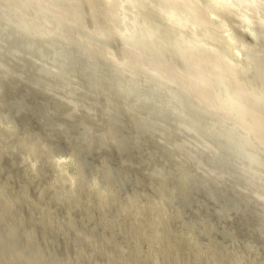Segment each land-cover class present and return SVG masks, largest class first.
I'll list each match as a JSON object with an SVG mask.
<instances>
[{
  "label": "rangeland",
  "instance_id": "rangeland-1",
  "mask_svg": "<svg viewBox=\"0 0 264 264\" xmlns=\"http://www.w3.org/2000/svg\"><path fill=\"white\" fill-rule=\"evenodd\" d=\"M97 8L98 7L94 8V6L92 8V4L90 5L84 2L82 13L83 16L86 17L87 19L86 21L89 27L93 25L92 23H93L94 15L97 14L95 9ZM109 33H110V37H108L103 42L105 46L108 47L107 52L111 53L110 51L113 50L111 54H107V55L110 56V58H114L115 60L116 58L121 56V52L119 50L120 40L117 38L115 32L109 30ZM10 38L11 39H9L7 42L0 41L1 44L0 160L2 159V163L4 164L6 162H10L8 164L6 163L5 165H7V167H5V165H3L0 161V217H1L0 219L2 220L4 219L3 220L4 224H2L0 220V225L2 224L0 226V230L2 229L5 231L4 226L6 224V228H8L6 230V233L9 230V228L10 230L8 232H10L11 230H15L12 229L13 227V228H17V232L19 231V235L16 231L15 232L12 231L13 234L12 232H10V235L12 234L11 236H9L8 233L5 234L4 231L2 233L0 232V234H2L1 235L2 238L0 237V264H94V262L96 264V261L98 260L99 262L100 261L101 262L100 263L98 262L97 264H264V243H263L264 242V202H263L264 172L263 171L260 172L257 171L255 174L252 173L253 177L250 174L248 175L249 177H247L245 174H243L240 171H235L234 169L231 168L230 169L224 168V166H216L215 165L216 161L214 162V159L216 157L214 156V151L216 150L215 143L211 145L213 147L209 146L208 149H206L207 147L206 148L199 147L198 148L199 150L197 149L198 152H196L197 151L195 148L196 146L189 148V142H188L189 138L182 139L181 137L172 142L169 141V143H165V142L163 143L162 141H159L158 137H156L155 134L152 135L146 134L149 133V131L144 128V125L142 123V119H143L142 117L144 114L143 111L129 109L128 108V106H130L129 100L124 99L125 103H122L120 101L118 102L117 94L114 92H106L105 90H103L105 87H102L103 86L102 82L100 83L101 87H98L95 90L90 89L89 91H84L85 93H87V97L85 98V101L84 100L80 101L77 105V107L78 106L79 107L75 108L74 100H76V98H74L73 95L69 94L70 92L68 88L65 87L66 88L65 89L63 86H61V84L55 83L54 79L51 77L47 78L46 76L43 77L40 75L39 54L35 52L36 50L27 51V49L23 46L24 39L26 38L24 36L23 37L12 36ZM98 43L101 44L100 41H98ZM263 46L264 45H260V50L263 49ZM44 48L48 49V46L45 45ZM114 53L115 55H113ZM16 67H18L20 71ZM27 71L28 73L30 72L31 74L30 73L28 74ZM20 72L24 74H20ZM254 74L255 73L253 74L247 73L246 77H244L242 80L246 81L247 83L249 82L248 84L253 85L254 79L256 78ZM31 79L33 81L38 79L40 82H38V80L33 82ZM24 83L27 87L24 86ZM50 83H52V85L53 84L56 85L57 87L52 86ZM17 86L18 88H16ZM56 88L58 90H56ZM14 90L16 93L14 92ZM82 92L83 91L80 92L81 95H84L82 94ZM68 99L72 101H69ZM53 100L55 101L53 102ZM88 101H90L89 103L92 104L90 105ZM48 103H50V105ZM82 104L85 105L83 106ZM100 104H102V107ZM64 105L66 106V109H63L65 108ZM105 106L107 107L106 109L104 108ZM90 108H92L91 111H89ZM53 111L56 112V114H54ZM24 112L27 113V117L29 116L28 114L30 113L31 117H29L28 120L24 118L26 115ZM141 112L143 114H141ZM6 114L8 115L4 116ZM75 114H79V115H75ZM5 117L8 118V120L10 119L9 120L10 122L6 120ZM84 117H86L85 119L87 120L92 119L94 121H98V122L102 121V122L98 123V122L90 121L91 123H89V121L85 120ZM23 118L25 119L24 121ZM69 118L71 120H68ZM5 120L8 121L9 123L8 122L7 124L4 123ZM115 123L118 124L117 129L115 128L116 126L114 127ZM87 124H90L91 126ZM39 125L42 127H40ZM16 126H18V128H16ZM43 126H47V127L44 129ZM23 127H25L24 130ZM70 128L72 129L70 130ZM79 128H81V131ZM82 128H84V130H82ZM93 128H95L96 131H94ZM121 128L122 130L125 129L126 131L128 129L131 132L133 130L134 132H132V135H134V137L136 136L135 131L137 130L138 132L137 131L136 132L140 134L137 136V139L139 140L137 141L136 137L134 138L132 135H128V134H127L128 136L123 135V132L124 134H126L127 132L125 133L124 130L121 132ZM110 130L112 131L111 134H110ZM8 133L11 134V136ZM119 133L121 134V138ZM116 134L118 136H116ZM123 136H127V138L123 139L124 138ZM130 136L132 137L130 138ZM144 136H146L147 138L146 137L144 138ZM108 138L109 140H107ZM128 139H130L131 142L134 141L135 143L133 142L134 144L133 143L130 144V142H128L131 146L128 143L124 144L125 142L123 141H128ZM15 140L16 141L19 140V141L16 142ZM35 142H38V144ZM82 142H84L83 145ZM14 143H17L16 147ZM39 143H42V146H40L41 148L39 147V149H37ZM58 145L60 146L57 147ZM180 145H183L186 148L183 150ZM28 148H30V150ZM152 148L153 149L155 148V150H153ZM210 148L211 149L215 148V150L212 149L213 150L212 151ZM32 149H34V151ZM57 149L58 151L59 150L60 151L59 152L57 151L55 153ZM80 150H82V152ZM156 150L158 151L160 150L161 154L158 153V151ZM52 152H54L55 154ZM147 152H149V154ZM14 153H15V157H17L16 159H14L15 158L14 156H11V154L14 155ZM67 153H68V157H67ZM147 154L148 157L145 158L146 157L145 155ZM163 154H165V156L167 157H165ZM186 154L188 155L189 158L187 157ZM193 154L197 156L195 160L196 163L195 165L197 167H195L194 164L192 165L190 164L192 163L191 159L193 158H191V156H193ZM153 155H155L154 158ZM9 156H11V158ZM59 156H65V158H63L65 159V162H62L63 164L67 162H71L67 164L69 166L72 165V167L70 168L73 169H70L69 166L65 164L66 165V166L64 165L65 171H63V173L67 174L69 177L71 175L70 180H67L69 179L68 176L67 179H65L56 173V168L59 167V165H57V162H59L58 161ZM159 156L163 157L164 159L161 161L162 158H159ZM183 157L185 159H182ZM19 158H21V160ZM71 158L72 161L70 160ZM156 158H158L159 161ZM177 158H181V159H177ZM32 159L34 161H32ZM186 159H188L187 160L188 162H186ZM198 159L200 160L202 159V161L196 162L198 161ZM89 162L91 163L89 164ZM103 162L104 163L107 162V163L104 164ZM166 162L168 165H166ZM184 162L188 163V165L186 166ZM19 163H23L24 165L20 166ZM161 163L165 165L162 166ZM107 164L110 165V167ZM169 164L170 165L172 164L171 166H173L174 168L170 167ZM203 164L204 165L206 164V166H202ZM67 166L69 169L67 168ZM91 166L95 170L91 169L90 168ZM202 167L203 169L205 168V171L201 169ZM30 168H33L32 171ZM88 168H90L91 171ZM170 168H172V170L176 169L177 171L178 169L180 170L184 168L183 169L184 174L178 173L179 171L177 172L176 170L172 172V170L170 171ZM188 168L190 170H188ZM209 168L211 169V171L209 170ZM99 169H101L100 170L101 174L100 172H98ZM40 170L41 171L44 170V172L42 171L43 177L39 174V172L41 173ZM113 170L115 171V174L111 172ZM120 170L122 174L125 173V170L127 171L126 174H123L124 177L122 178L120 176L121 175ZM142 170L146 172H143ZM84 171L87 172L85 173ZM45 172L47 174L49 173L50 177ZM88 172L91 174V177ZM128 172H130L131 174ZM216 172L219 173L217 174ZM87 173L89 174V176ZM116 173H119V175ZM208 173H210V175H208ZM46 175L48 176L47 180L49 183L46 180ZM126 175L128 176L126 177ZM164 175L167 177L169 176L171 178L169 177L167 178ZM129 176L133 179H131ZM202 176L204 177L206 176L205 177L206 179ZM137 178L140 181L137 180ZM142 178H144L146 181ZM198 178L201 180H199ZM222 178L223 179L225 178L224 179L225 181H223L224 184L221 181ZM38 179L40 182L38 181ZM42 180H43V185L46 184V186L42 185ZM142 180H144L147 183H144V181ZM208 180L210 181V183ZM190 181L191 182L193 181L194 183H190ZM201 181L204 182L203 183L204 185L200 183ZM214 181L216 183H214ZM252 181L254 182L257 181L261 185L256 182V184L254 183L255 186H252L253 185ZM126 182H128V184ZM247 182H251L252 185L251 183H247ZM36 183L38 185H36ZM226 183L228 188L225 185ZM236 183H240V184H236ZM196 184L199 186H197ZM113 185L115 186L113 187ZM245 185H248L247 186L248 188ZM206 186H208V188L211 187L210 190L207 189ZM194 187H198V188L201 187L203 189V193L201 192L202 191L201 188L200 190ZM250 187H252V189ZM125 188L126 190L127 189L128 190L127 191L123 190ZM245 188H247V190ZM46 189L48 191H46ZM60 189L61 191L59 192ZM96 189L97 192L94 191ZM98 189L100 190L98 191ZM229 189L231 193L229 192ZM103 190L104 192L105 190L106 191L110 190V191L104 193ZM113 190L116 193H114ZM130 190L132 192H130L129 194ZM39 191H41L42 195L39 193ZM3 192L6 193L5 196L3 195L4 194ZM57 192H59L60 195ZM214 192L217 193V194L215 193L216 196L214 195ZM233 192L234 194H232ZM238 192L241 195L243 194V196H241ZM37 194L39 195V197H37L38 199L35 196ZM102 194H104V196ZM173 194H175V196L180 195V198L173 196ZM205 194L207 195L204 196ZM248 194H253L254 198H251L252 196L250 195L251 196L250 197ZM132 195L134 196L136 195L135 198L137 200L133 198L134 196L132 197ZM126 197L128 199V202ZM223 197L226 198L224 199ZM3 198H5V204ZM242 198H246V200H243ZM262 198L263 201L260 202L258 201V203H256L257 199L262 200ZM106 199L109 200L110 202H108ZM154 199L155 202H153ZM197 199L199 200V202ZM150 200L153 203L150 202ZM219 200L221 204L218 203ZM93 202H96V204ZM254 202L257 204L256 208L258 207L259 210L260 209L262 210V211L260 210L261 212L257 210L258 208L254 211L253 208L255 207V205H253ZM110 203L111 205H109ZM124 203H127L128 206L126 204H125L126 206H124ZM134 203L137 204L134 205ZM151 203L154 205V207L153 205L149 206ZM245 204L246 207L244 208ZM258 204H260L261 206H259ZM144 206L147 207L148 209L144 208ZM174 206L178 208H175ZM179 206H181L180 207L181 209L179 208ZM238 206L240 208H238ZM155 208L157 209L155 210ZM177 209H179L178 210L179 212L182 211L183 213L182 212L181 214L179 212L177 213ZM242 209H244V211ZM3 211H6L5 213H3L5 214L4 217L1 216ZM136 211L138 212V215ZM172 211L174 212L173 215H172L173 213ZM150 212L152 215H150ZM183 214L185 216H183ZM243 214L245 217L243 216ZM212 215H214L215 218L216 216H219V218L217 217V219H214ZM155 218L156 219L159 218V220L160 219L161 220L159 221L156 220ZM170 218L172 219V221L170 220ZM117 219L122 221L120 222ZM151 219L152 222L150 221ZM194 220L196 222H194ZM144 221L146 226H143ZM161 221L162 222L164 221V223H162ZM208 221L210 222L212 221L214 224ZM132 223L133 225L134 224L135 225L133 226ZM194 224H196L197 227ZM14 225L17 226L15 227ZM147 225H152V226H147ZM204 226L207 227L205 228ZM146 227H148V229ZM167 227L170 229H168ZM163 228L166 229L163 230ZM184 229L186 232L184 231ZM229 229L232 230L230 231ZM203 230H205L208 234L205 233V231ZM189 231L190 232L192 231L193 233L191 232L192 233L191 234ZM213 231H216V233ZM233 231L235 232L237 231L236 232L237 234H233L234 233ZM38 232H39V237H37ZM142 232L144 234H142ZM209 232L212 236L209 235ZM230 232H232V235ZM242 232H244L245 234H242ZM15 233H17V235ZM4 234L9 236V237L7 236L6 240L4 238L6 236H3ZM185 234L187 235L185 236ZM22 235L24 236L23 238L21 237ZM32 235L34 237L33 239L31 238ZM17 236H18L17 239L20 238L22 240L26 239L25 242L23 243L24 240L20 241L21 244L18 243L19 240L16 242L15 238ZM238 236H240V238ZM40 237H42L41 241H39L40 239L37 240V238ZM157 237H159V239ZM235 237L237 240L234 239ZM228 238L230 240L231 238H233L231 240L232 242ZM28 239L29 242L31 241L33 244L30 242L31 243L30 245V243L27 241ZM190 239H192L193 241ZM119 240L123 243L122 244L120 242L122 245L119 244ZM38 241L41 242L40 247L36 246L38 244ZM194 241H196L197 244H195L196 242ZM193 242L194 244H192ZM203 244H205L206 247ZM24 246H28V248H25ZM31 246L32 247L34 246V248L36 249L33 248L32 250V248H30ZM119 246H124L125 248L122 247L124 248L122 249ZM210 246L212 247L210 248ZM199 248L202 249L200 250ZM222 248L224 249L223 250L224 252L222 251ZM248 248L249 251H247ZM28 249H30L31 252L34 250L35 251L31 253L30 250ZM121 249L123 250L121 251L122 254L119 253L120 252L119 250ZM188 249L192 251H189ZM212 249L215 252L212 251ZM117 252L120 254V256ZM254 252H256V254H254ZM192 254H194L193 257ZM221 255H225V256L220 257ZM207 257L209 260L207 259ZM219 258L220 259L223 258V259L219 260ZM95 259L96 261H94Z\"/></svg>",
  "mask_w": 264,
  "mask_h": 264
},
{
  "label": "bare ground",
  "instance_id": "bare-ground-1",
  "mask_svg": "<svg viewBox=\"0 0 264 264\" xmlns=\"http://www.w3.org/2000/svg\"><path fill=\"white\" fill-rule=\"evenodd\" d=\"M84 2L88 3L90 5L92 4V8H93V6H94V8L98 7L97 9H95L97 14L94 15V19H93V23H92L93 25L91 27L88 26V23L86 21L87 19H86V17L83 16V13H82V8L84 6ZM109 30L112 32H115L117 38L120 40L119 50L121 52V56L116 58L117 60L116 59L114 60V58H110V56L107 55V54H111L113 50L110 51L111 53L107 52L108 47H106L104 42H103L108 37H110ZM111 35H112V33H111ZM12 36H15V37L16 36H18V37L24 36L26 38V39H24V45L23 46L27 49V51L28 50L29 51L36 50L35 52H37L39 54L40 75L43 77L46 76L47 78L51 77L54 79L55 83L61 84V86H63L64 88L65 87L68 88V90L70 92L69 94L73 95V97L76 98V100H74L75 101L74 102L75 108L79 107V106L77 107V105L80 101H82V100L85 101V98L87 97V93H85L84 91H89L90 89L95 90L98 87H101L100 83L102 82L103 83L102 87H105L103 90H105L106 92L116 93L117 97H118V99H117L118 102L120 101L122 103H125L124 99L129 100V102H130V104H129L130 106H128L129 109L143 111L144 114L141 112V114H143L142 123L144 125V128L149 131V133H146V134H150V135L155 134L156 137H158L159 141H162L163 143L164 142L169 143V141L172 142V141H174L178 138H181V137H182V139H185V138L188 139L189 138L188 139L189 148L196 146L195 147L196 150L199 147H204V148L207 147L206 149H208L209 146H211L213 143H215L216 150H215V148L214 149L212 148V149L215 150L214 156H216V157L214 159V162L216 161V163H215L216 166H224V168H229V169L231 168V169H234L235 171H240L243 174H245L247 177H249L248 176L249 174L250 175H252V173L255 174L257 171H259V172L263 171L264 172V46H263V49L260 50V45H264V0H0V41L7 42L9 39H11L10 37H12ZM98 41H100L101 44H99ZM45 45L48 46V49L44 48ZM0 49H1V44H0ZM115 53L113 55H115ZM16 68H18V67H16ZM18 70H19V68H18ZM22 72H20V74H24ZM27 73H28V71H27ZM247 73H252V74L255 73L254 75L256 76V78L255 77H254L255 79L253 78L254 79L253 83L255 85L254 84L253 85L248 84L249 82L247 83L246 81L242 80L244 77H246ZM11 74H12V72H11ZM25 76H27V75H25ZM12 77H13V75H12ZM37 80H34V81H37ZM42 80H44V79H42ZM245 80H248V79H245ZM250 80H252V79H250ZM38 82H40V81L38 80ZM25 83H24V86H26ZM43 83H42V85H43ZM50 84L52 85V83H50ZM52 86L55 87L56 85L53 84ZM14 87H13V89H14ZM16 88H18V86ZM56 90H58V89L56 88ZM59 90H60V88H59ZM61 91H62V88H61ZM81 91H83L82 94H84V95H81V93H80ZM14 92H15V90H14ZM18 99H20V98H18ZM101 99H103V98H101ZM104 99H106V98H104ZM54 101L55 100H53V102ZM69 101H72V100H69ZM63 102H65V101H63ZM89 102L90 101H88V103ZM48 104L50 105V103H48ZM93 105H95V104H93ZM100 105L102 107V104H100ZM103 105H105V104H103ZM106 106L104 107L105 109L107 108ZM56 107H58V106H56ZM85 107H88V106H85ZM61 108H63V107H61ZM63 109H66V106ZM91 109L92 108H90L89 111H91ZM76 110H78V109H76ZM119 111H121V110H119ZM25 112H26V110H25ZM87 113H86V115H87ZM25 114H26L25 117L23 116L24 114L22 116L28 120V118L31 117L30 113L28 114L29 115L28 117H27V113H25ZM54 114H56V112H54ZM82 114H83V112H82ZM7 115L8 114H6L4 116H7ZM75 115H79V114H75ZM96 115H98V114H96ZM54 116H56V115H54ZM100 116H101V114H100ZM117 117H118V115H117ZM24 118H23V121L25 120ZM85 118L86 117H84V119ZM89 119H90V117H89ZM94 119H96V118H94ZM6 120H8V118H6ZM68 120H71V119L69 118ZM85 120H87V119H85ZM100 120H102V119H100ZM5 121H4V123L7 124L8 121H6V122ZM72 121H74V120H72ZM87 121H89V123H91L90 121H94V120L91 119V120H87ZM94 122H98V121H94ZM100 122H102V121H100ZM100 122H98V123H100ZM56 123H58V122H56ZM77 123H79V122H77ZM139 123H141V122H139ZM92 124H95V123H92ZM87 125H90V124H87ZM117 125L118 124H116V123L114 124V127L116 126L115 127L116 129H117ZM40 127H42V126H40ZM46 127L47 126H43L44 129ZM16 128H18V126H16ZM95 128H93L94 131H96V129H97V128L96 129ZM101 128H102V126H101ZM24 129H25V127H23V130ZM71 129L72 128H70V130ZM79 129L81 131V128H79ZM82 130H84V128H82ZM123 130L125 131V133L127 132L126 134H124V132H123V135H127V134L132 135V132H134L133 130L131 132L128 129H127V131L125 129H123ZM123 130L121 128V132ZM136 131H135V133H136L135 137H136V140L138 141L139 139H137V136L140 134H138L137 133L138 131L137 132ZM141 131H142V129H141ZM22 132H24V131H22ZM99 132H100V130H99ZM111 132L112 131L110 130V134H111ZM9 133H11V132H9ZM59 133H62V132H59ZM117 133H118V131H117ZM20 134H22V133H20ZM9 135L11 136V134H9ZM119 135L121 138L120 133H119ZM155 135H153V136H155ZM108 136H110V135H108ZM116 136H118V135L116 134ZM127 136H123L124 137L123 139L127 138ZM132 136L134 137V135H132ZM132 136H130V138ZM146 136H144V138ZM54 138H56V137H54ZM95 140H97V139H95ZM107 140H109V138ZM18 141H16V142H18ZM123 142H125L124 144H126L128 142H130V144H131L134 141L131 142L130 139H128V141H123ZM35 143L38 144V142H35ZM66 143H67V141H66ZM83 143L84 142H82V145H83ZM94 143H95V141H94ZM14 145L16 147L17 143H14ZM24 145H26V144H24ZM144 145H146V144H144ZM40 146H42V143H39V146L37 147V149H39ZM59 146L60 145H58L57 147H59ZM71 146H73V145H71ZM146 146H148V145H146ZM180 146L182 147L183 150L186 148L183 145H180ZM211 147H213V146H211ZM28 149L30 150V148H28ZM14 150H15V148H14ZM32 150L34 151V149H32ZM153 150H155V148ZM198 150L196 152H198ZM57 151H58V149L55 151V153ZM80 151L82 152V150H80ZM156 151H158V150H156ZM160 152L161 151L159 150L158 153H160ZM0 153H1V151H0ZM52 153H54V152H52ZM60 153H62V152H60ZM147 153L149 154V152H147ZM12 154H11V156L15 157V153H14V155H12ZM148 154L145 155L146 156L145 158L148 157ZM201 154H202V152H201ZM163 155L165 156V154H163ZM190 155H192V154H190ZM11 156H9V157L11 158ZM154 156L155 155H153V158H154ZM160 156H159V158H162L161 159V161H162L164 158L160 157ZM193 156H191V158H193V159H191L192 163H190V164L191 165L194 164V166L197 167L195 165L196 164L195 160H196L197 156H195L194 154H193ZM199 156H201V155H199ZM54 157H55V155H54ZM67 157H68V153H67ZM165 157H167V156H165ZM187 157H188V155H187ZM16 158L17 157H15L14 159H16ZM63 158H65V156H59L58 157L59 162H57V165H59V167L56 168V173L59 176H62L63 178L67 179L68 175L63 173V171H65V166H66L65 164L71 163V162H67V163L63 164L62 162H65V159H63ZM19 159L21 160V158H19ZM109 159H108V161H109ZM156 159L159 161L158 158H156ZM177 159H181V158H177ZM182 159H185V158L183 157ZM70 160L72 161V158ZM130 160H131V157H130ZM187 160L188 159H186V162H188ZM0 161L2 163V159ZM32 161H34V160L32 159ZM201 161H202V159L201 160L198 159V161H196V162H201ZM186 162H184V164H186V166H187L188 163H186ZM203 162H204V160H203ZM6 163L8 164L10 162H6ZM90 163L91 162H89V164ZM105 163H107V162H105ZM179 163H180V161H179ZM2 164L5 165L4 163H2ZM19 165L21 166L24 164L19 163ZM74 165H76V164H74ZM164 165L162 164V166H164ZM166 165H168L167 162H166ZM171 165H170V167H173ZM9 166H10V164H9ZM68 166H67V168H68ZM108 166L110 167V165H108ZM202 166H206V164L205 165L203 164ZM5 167H7V165H5ZM70 167H72V165L69 166V168ZM183 167H184V165H183ZM90 168L94 169L92 166ZM90 168H88V169L91 171ZM30 169L32 171L33 168H30ZM70 169H73V168H70ZM101 169H99L98 172H100ZM183 169H180V170L178 169V171H179L178 172L176 169L172 170V168H170V171L172 170V172H174L176 170L178 173L184 174ZM201 169L203 171H205V168L203 169V167H202ZM165 170H168V169H165ZM186 170H185V172H186ZM188 170H190V169L188 168ZM209 170L211 171L210 168H209ZM42 171L44 172V170H42ZM42 171H41V173L39 172V174L41 176L43 175ZM118 171H119V169H118ZM216 171H217V169H216ZM228 171H230V170H228ZM35 172H36V170H35ZM92 172H93V170H92ZM111 172H113V174H115L114 170ZM143 172H146V171H143ZM187 172H189V171H187ZM120 173H121L120 176L122 178V177H124L123 174H126L127 171L125 170V173L122 174V172L120 170ZM128 173H130V172H128ZM178 173H177V176H178ZM216 173L218 174L219 172H216ZM89 174H88V176H89ZM100 174H101V172H100ZM116 174L119 175V173H116ZM47 175L50 177L49 173ZM47 175H46V180L48 177ZM208 175H210V173H208ZM127 176L128 175H126V177ZM233 176H234V173H233ZM70 177H71V175H70ZM70 177L68 176L69 179H67V180H70ZM90 177H91V174H90ZM126 177H125V179H126ZM165 177H167V176H165ZM202 177H204V176H202ZM225 177H226V175H225ZM252 177H253V175H252ZM169 178H171V177H169ZM175 178H176V176H175ZM87 179H88V177H87ZM131 179H133V178H131ZM131 179H129V180H131ZM142 179H144V178H142ZM201 179H199V180H201ZM224 179L222 178L221 181L222 182L225 181ZM137 180H139V179L137 178ZM144 180H142V181H144ZM178 180H180V179H178ZM38 181H39V179H38ZM91 181H92V179H91ZM145 181H144V183H147ZM170 181H171V179H170ZM193 181H195V180H193ZM193 181L192 182L190 181V183H194ZM227 181H229V180H227ZM47 182H48V180H47ZM252 182H253V185L251 182H247V183H251L252 186H255L257 181L256 182L252 181ZM37 183H36V185H38ZM126 183L128 184V182H126ZM126 183H125V185H126ZM129 183H131V182H129ZM200 183L202 185H204L203 184L204 182L201 181ZM209 183H210V181H209ZM214 183H216V182L214 181ZM232 183H234V182H232ZM240 183H236V184H240ZM75 184H76V181H75ZM223 184H224V182H223ZM258 184H260V183H258ZM42 185H43V180H42ZM44 185L46 186V184H44ZM205 185H206V182H205ZM225 185L227 187V183ZM114 186L115 185H113V187ZM197 186H199V185H197ZM245 186L247 187L248 185H245ZM54 187H56V186H54ZM110 187H111V185H110ZM194 188H198V187H194ZM200 188L201 187H199L198 189H200ZM206 188L210 190L211 187L208 188V186H206ZM213 188H214V186H213ZM247 188H245V189L247 190ZM250 188L252 189V187H250ZM43 189H45V188H43ZM61 189L59 190V192L61 191ZM112 189H114V188H112ZM190 189H191V187H190ZM55 190H56V188H55ZM99 190L100 189H98V191ZM110 190H108V191H110ZM123 190L127 191L128 189L126 190V188H125ZM131 190L129 191V194H130V192H132ZM153 190H152V192H153ZM46 191H48V190L46 189ZM94 191L97 192V189ZM108 191L105 190V192H108ZM160 191H162V190H160ZM59 192H57V193L60 195ZM103 192H104V190H103ZM201 192L203 193V189ZM207 192H209V191H207ZM229 192H230V189H229ZM3 193H4L3 195L5 196L6 193L5 192H3ZM39 193L41 194V191H39ZM63 193H61V194H63ZM114 193H116V192L114 191ZM184 193H185V190H184ZM215 193L216 192H214V195H215ZM79 194H80V191H79ZM232 194H234V192ZM30 195H31V193H30ZM37 195H35L36 198L39 197V195L38 196ZM102 195L104 196V194H102ZM158 195H160V194H158ZM206 195L207 194H205L204 196H206ZM248 195L249 196L251 195L252 197L251 196L250 197L254 198L253 194H248ZM106 196H108V195H106ZM133 196L134 195H132V197ZM173 196H175V194H173ZM241 196H243V194ZM135 197H136V195L133 198H135ZM175 197L180 198V195L175 196ZM244 197H246V196H244ZM223 198L225 199L226 197H223ZM234 198H235V196H234ZM236 198H237V196H236ZM260 198H261V196H260ZM3 199H4V204H5V198H3ZM126 199H127V197H126ZM174 199H176V198H174ZM242 199L246 200V198H242ZM71 200H72V198H71ZM110 200H111V198H110ZM107 201L110 202L109 200H107ZM173 201H175V200H173ZM258 201L259 202L263 201V198H262V200L257 199L256 203H258ZM36 202H37V200H36ZM127 202H128V199H127ZM142 202H141V204H142ZM150 202H152V201L150 200ZM153 202H155V199ZM198 202H199V200H198ZM93 203L96 204V202H93ZM111 203L109 205H111ZM152 203L150 205L149 204H147V205L151 206V205H153ZM218 203L221 204L220 200L218 201ZM228 203H226V204H228ZM247 203H249V202H247ZM256 203L254 202V204H253V205H255V207H253L254 211L258 208V207L256 208V206H257ZM125 204L127 205V203H124V206H126ZM135 204H137V203H134V205ZM258 205L261 206L262 203H261V205L260 204H258ZM145 206H144V208H147ZM181 206H182V204H181ZM181 206H179V208ZM187 206H186V208H187ZM248 206H249V204H248ZM153 207H154V205H153ZM211 207H213V206H211ZM245 207H246V204H245L244 208ZM175 208H178V207H175ZM183 208H185V207H183ZM238 208H240V207L238 206ZM250 208H251V205H250ZM151 209H153V208H151ZM156 209L157 208H155V210ZM178 210L179 209H177V213L179 212ZM242 210L244 211V209H242ZM257 210H259V208ZM247 211H248V209H247ZM5 212L6 211H3L1 216L4 217L5 214H3V213H5ZM181 212H179V213L181 214ZM173 214H174V212L172 213V215ZM237 214H235V215H237ZM247 214H249V213H247ZM6 215H7V213H6ZM137 215H138V212H137ZM150 215H152L151 212H150ZM221 215H222V213H221ZM183 216H185V215L183 214ZM212 216L214 217V215H212ZM243 216H244V214H243ZM217 217L219 218V216H216V218L214 217V219H217ZM242 219H243V217H242ZM0 220H1V223L4 224L3 223L4 219L3 220L0 219ZM5 220H6V218H5ZM156 220H159V218ZM170 220L172 221L171 218H170ZM205 220H207V219H205ZM118 221H120V220H118ZM150 221L152 222V219ZM166 221H167V218H166ZM175 221H176V219H175ZM6 222H7V220H6ZM178 222H179V220H178ZM194 222H196V221L194 220ZM208 222H210V221H208ZM162 223H164V221ZM219 223H221V222H219ZM121 224H123V223H121ZM166 224H167V222H166ZM197 224H199V223H197ZM132 225H133V223H132ZM152 225H147V226H152ZM194 225H196V224H194ZM14 226L16 227L17 225H14ZM129 226H131V225H129ZM143 226H146L145 221H144ZM143 226H142V228H143ZM9 227H12V226H9ZM122 227H123V225H122ZM196 227H197V225H196ZM4 228H5V231L1 229L2 231L0 230V232L2 233L4 231V233L5 234L8 233L9 236H11L13 234L12 231L17 232V228L12 227V229H15V230H11L10 232H12V234L10 235V232H8L10 230V228L7 231V233H6V230L8 228H6V224H5ZM146 228L148 229V227H146ZM132 229H134V228H132ZM165 229L163 228V230H165ZM168 229H170V228H168ZM184 231H185V229H184ZM203 231H205V230H203ZM213 232L216 233V231H213ZM233 232H234L233 234H237L236 233L237 231L236 232L233 231ZM17 233L19 235V231ZM17 233H15V234L17 235ZM205 233H207V232L205 231ZM230 233L232 235V232H230ZM5 234L3 236H6V237H4L6 240L8 235H5ZM142 234H144V233L142 232ZM187 234H185V236ZM201 234H203V233H201ZM242 234H245V233L242 232ZM1 235L2 234H0V237H1ZM33 235L31 236L32 239L34 238ZM204 235H206V234H204ZM209 235H211L210 232H209ZM226 236H228V235H226ZM226 236H224V237H226ZM256 236H257V234H256ZM21 237L23 238L24 236L22 235ZM37 237H39V232H38ZM202 237H203V235H202ZM229 237H231V236H229ZM238 237L240 238V236H238ZM17 238H18V236L15 238V241L17 242L19 240L18 243L21 244L20 241L22 239L21 238L17 239ZM41 238L42 237L37 238V240L40 239L39 241H41ZM157 238L159 239V237H157ZM253 238H256V237H253ZM232 239L233 238H231V240ZM234 239H236V237ZM25 240L23 241V243L25 242ZM190 240H192V239H190ZM27 241L29 242V239ZM34 241H35V239H34ZM39 241H38V244L36 246L40 247L41 242H39ZM252 241H253V239H252ZM252 241H250V242H252ZM28 242H26V243H28ZM120 242L121 241L119 240V244L122 243V242L121 243ZM194 242H196V241H194ZM194 242L192 244H194ZM31 243H30V245H31ZM195 244H197V242ZM203 245L206 247L205 244H203ZM28 246H24V247L28 248ZM124 246H125V244H124ZM124 246H119V247L122 248ZM198 246H200V245H198ZM211 247L212 246H210V248ZM30 248H32V250H33L34 246L33 247L31 246ZM124 248H122V249H124ZM34 249H36V248H34ZM122 249L119 250L120 254H122L121 253V251H123ZM28 250H30V249H28ZM204 250H205V248H204ZM223 250L224 249L222 248V251ZM251 250H252V248H251ZM34 251H32V252H34ZM189 251H192V250H189ZM197 251H198V249H197ZM212 251H214V250L212 249ZM247 251H249V248ZM30 252H31V250H30ZM201 252H203V251H201ZM210 253H211V251H210ZM120 254H119V256H120ZM190 254H191V252H190ZM254 254H256V252H254ZM30 255H32V254H30ZM193 255L194 254H192V257H193ZM223 256H225V255H221L220 257H223ZM212 257H213V255H212ZM210 258H211V256H210ZM207 259H208V257H207ZM222 259L219 258V260H222ZM249 259H250V257H249ZM94 261H96V259ZM201 261H202V259H201ZM201 261H200V263H201ZM85 262H86V260H85ZM98 262H99V260L96 261V264ZM94 264H95V262H94Z\"/></svg>",
  "mask_w": 264,
  "mask_h": 264
}]
</instances>
